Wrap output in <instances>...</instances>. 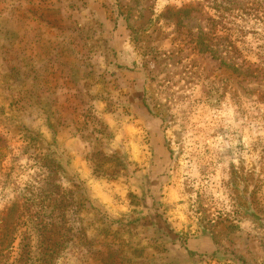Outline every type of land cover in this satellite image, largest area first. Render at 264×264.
I'll return each instance as SVG.
<instances>
[{"label": "rangeland", "instance_id": "rangeland-1", "mask_svg": "<svg viewBox=\"0 0 264 264\" xmlns=\"http://www.w3.org/2000/svg\"><path fill=\"white\" fill-rule=\"evenodd\" d=\"M0 0V264H264V0Z\"/></svg>", "mask_w": 264, "mask_h": 264}, {"label": "trees", "instance_id": "trees-1", "mask_svg": "<svg viewBox=\"0 0 264 264\" xmlns=\"http://www.w3.org/2000/svg\"><path fill=\"white\" fill-rule=\"evenodd\" d=\"M215 3H216V5H218L219 4V1L215 0Z\"/></svg>", "mask_w": 264, "mask_h": 264}]
</instances>
